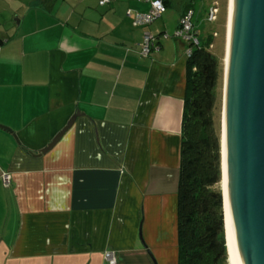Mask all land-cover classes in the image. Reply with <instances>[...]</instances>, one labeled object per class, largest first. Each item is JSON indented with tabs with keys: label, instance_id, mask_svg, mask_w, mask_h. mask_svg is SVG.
Wrapping results in <instances>:
<instances>
[{
	"label": "crops",
	"instance_id": "obj_1",
	"mask_svg": "<svg viewBox=\"0 0 264 264\" xmlns=\"http://www.w3.org/2000/svg\"><path fill=\"white\" fill-rule=\"evenodd\" d=\"M170 7L135 27L142 0H0V264H109L105 251L160 264L176 250L188 42Z\"/></svg>",
	"mask_w": 264,
	"mask_h": 264
},
{
	"label": "water",
	"instance_id": "obj_2",
	"mask_svg": "<svg viewBox=\"0 0 264 264\" xmlns=\"http://www.w3.org/2000/svg\"><path fill=\"white\" fill-rule=\"evenodd\" d=\"M78 114L39 154L54 147ZM222 121L236 264H264V0H231Z\"/></svg>",
	"mask_w": 264,
	"mask_h": 264
},
{
	"label": "trees",
	"instance_id": "obj_3",
	"mask_svg": "<svg viewBox=\"0 0 264 264\" xmlns=\"http://www.w3.org/2000/svg\"><path fill=\"white\" fill-rule=\"evenodd\" d=\"M162 1L166 7L179 3L181 15L188 9L193 10L198 39L197 44L188 43L191 53L185 64L176 201L177 264H229L218 187L221 134L214 117L221 77L220 59L209 47L214 44L212 33L203 35L198 27L201 13H196L195 8L199 7L200 0Z\"/></svg>",
	"mask_w": 264,
	"mask_h": 264
},
{
	"label": "built area",
	"instance_id": "obj_4",
	"mask_svg": "<svg viewBox=\"0 0 264 264\" xmlns=\"http://www.w3.org/2000/svg\"><path fill=\"white\" fill-rule=\"evenodd\" d=\"M111 0H98L99 6H104L108 4ZM149 4V8L144 12H127V16L132 18V25L135 27H144L153 23L156 19H158L165 11L166 6L164 5L162 0H142ZM219 13V7L216 1H213L208 12H207V21L213 22L217 19ZM197 32L195 31V26L193 23V10L188 9L185 13H183L178 21V26L173 32V36L179 39H183L188 43H198ZM213 37L217 35L216 32L212 33ZM166 37V33L164 34ZM155 36L151 33H144L142 42L140 44V54L142 56H148L151 50L155 47ZM212 47V44L209 45ZM191 53V48L188 46L186 48V57ZM9 174L2 175V181L5 185L10 181ZM104 260L109 264H116V256L112 251H105Z\"/></svg>",
	"mask_w": 264,
	"mask_h": 264
},
{
	"label": "rangeland",
	"instance_id": "obj_5",
	"mask_svg": "<svg viewBox=\"0 0 264 264\" xmlns=\"http://www.w3.org/2000/svg\"><path fill=\"white\" fill-rule=\"evenodd\" d=\"M213 1H216L219 7L218 17L213 22H205L206 21V13L209 10ZM195 10L196 13H201L198 18L197 24L203 35H207L208 33L216 32L217 35L214 37V44H212L211 51L213 50L217 56L219 57V61L221 64V77L218 85V102L216 105V109L214 112V117L216 120V124L218 125L220 134H221V121H222V103H223V87H224V58H225V48H226V37H227V29H228V20H229V0H200ZM165 15H171L175 18L177 17V10L174 7H167ZM223 180L219 183V188L222 193L223 191ZM176 221H177V211H176ZM176 229V224H175ZM177 234V232H176ZM226 243V242H225ZM171 249V248H169ZM177 254H178V246H177V238H176V250L174 252L168 251L167 258L165 261H161L160 264H177ZM228 261L231 264V261L228 256Z\"/></svg>",
	"mask_w": 264,
	"mask_h": 264
},
{
	"label": "bare ground",
	"instance_id": "obj_6",
	"mask_svg": "<svg viewBox=\"0 0 264 264\" xmlns=\"http://www.w3.org/2000/svg\"><path fill=\"white\" fill-rule=\"evenodd\" d=\"M228 10H229V20H228V29H227V37H226V45H225L226 53H225V58H224L225 69H226V64H227L231 0H229ZM222 127H223V121H221V180H223L222 199H223V212H224V227H225L224 229H225V238H226L225 242H226L228 256L231 261V264H236L235 251H234V239H233V227H232V220H231L229 205H228L227 178H226V165H225V138H224V130Z\"/></svg>",
	"mask_w": 264,
	"mask_h": 264
}]
</instances>
